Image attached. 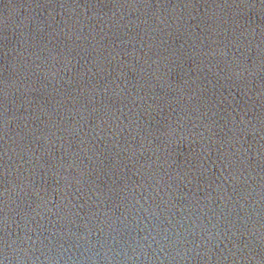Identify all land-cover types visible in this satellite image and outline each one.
<instances>
[{
  "label": "water",
  "instance_id": "water-1",
  "mask_svg": "<svg viewBox=\"0 0 264 264\" xmlns=\"http://www.w3.org/2000/svg\"><path fill=\"white\" fill-rule=\"evenodd\" d=\"M0 264H264V0H0Z\"/></svg>",
  "mask_w": 264,
  "mask_h": 264
}]
</instances>
